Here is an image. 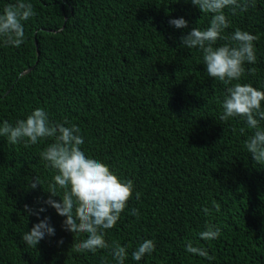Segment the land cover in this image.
Listing matches in <instances>:
<instances>
[{
  "label": "trees",
  "instance_id": "trees-1",
  "mask_svg": "<svg viewBox=\"0 0 264 264\" xmlns=\"http://www.w3.org/2000/svg\"><path fill=\"white\" fill-rule=\"evenodd\" d=\"M14 2L0 0V12ZM29 2L37 14L25 22V42L0 43V126L44 108L50 120L80 127L86 154L133 181L132 199L105 232L109 245L127 248L125 264H264V166L244 147L253 130L239 118L219 119L231 84L210 78L202 53L181 45L191 28L209 26L211 14L190 0ZM225 14V35L239 28L258 36L256 63L245 64L239 83L264 91V0ZM181 17L188 29L170 26ZM51 142L25 147L0 137V264H116L110 249L73 252V242L85 237L64 231L65 217L44 204L55 171L40 153ZM35 176L42 188L33 190ZM25 205L46 211L37 219ZM45 217L55 235L36 248L22 243ZM208 225L220 229L219 238L199 239ZM146 239L155 251L133 260ZM188 241L215 259L186 253Z\"/></svg>",
  "mask_w": 264,
  "mask_h": 264
},
{
  "label": "clouds",
  "instance_id": "clouds-1",
  "mask_svg": "<svg viewBox=\"0 0 264 264\" xmlns=\"http://www.w3.org/2000/svg\"><path fill=\"white\" fill-rule=\"evenodd\" d=\"M203 14H211L209 26L206 29L193 27L186 35L181 36V45L187 49H198L207 75L215 80L231 84L227 87L221 107V121L233 118L243 120L247 127L253 130L244 147L255 164L264 166V91L251 84L239 83L245 73V64H255V42L258 36L248 31L235 29L231 34L224 32L230 27L225 10L235 15L246 12L249 7H255L256 0H190ZM35 8L29 0H15L7 4L0 12V43L5 47L19 48L25 42V22L36 15ZM170 26L176 29H188V22L183 18L171 19ZM218 42H222L219 43ZM253 73L254 69H249ZM236 83H232V82ZM235 131V129H233ZM243 131V130H242ZM0 137H5L12 145L24 143L25 147L36 145L38 141L51 139L52 142L40 153V158L46 162V167L55 171L48 183L49 194L44 204L53 208L57 215L65 217L62 229L75 236L85 238L74 241L71 250L75 253L89 252L95 254L99 249H110L109 255L116 264H125L128 256L126 247L119 243L109 245L105 240V232L116 226L121 214L133 197L132 180H121L110 167L94 158L82 149L85 139L77 125L52 121L44 108H36L25 119H19L15 124L4 121L0 126ZM29 188L35 190L41 187L38 177L30 179ZM42 188V187H41ZM139 200L140 193H135ZM59 197V200L55 199ZM219 211L218 205L216 206ZM46 211L41 207L33 212L25 205V212L37 215ZM210 209L203 208L205 215ZM131 215L139 217V211L132 209ZM55 235L49 218L45 217L34 224L30 230L21 236V241L28 247H35L46 236ZM221 235L220 229L208 225L198 236L200 240L212 241ZM62 245L63 240L58 241ZM155 251V242L146 239L131 253L132 259L140 261L145 255ZM186 253L199 256L208 261L215 259L209 255L206 248L194 246L188 241Z\"/></svg>",
  "mask_w": 264,
  "mask_h": 264
}]
</instances>
